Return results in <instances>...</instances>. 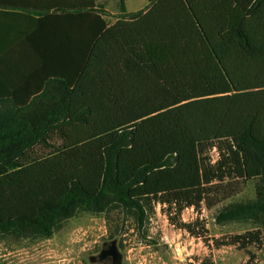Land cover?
Listing matches in <instances>:
<instances>
[{
	"label": "trees",
	"instance_id": "16d2710c",
	"mask_svg": "<svg viewBox=\"0 0 264 264\" xmlns=\"http://www.w3.org/2000/svg\"><path fill=\"white\" fill-rule=\"evenodd\" d=\"M118 3L109 24L95 0H0L30 19L16 47L0 27V232L50 237L78 210L142 224L158 204L208 241L183 210L247 179L255 199L216 221L264 224V0ZM212 240L247 250L264 235Z\"/></svg>",
	"mask_w": 264,
	"mask_h": 264
},
{
	"label": "rangeland",
	"instance_id": "374dc122",
	"mask_svg": "<svg viewBox=\"0 0 264 264\" xmlns=\"http://www.w3.org/2000/svg\"><path fill=\"white\" fill-rule=\"evenodd\" d=\"M151 0H128L130 4H143ZM108 23L118 17V0H100ZM135 7V6H134ZM134 9V8H132ZM214 160L215 149L210 151ZM225 184V183H223ZM255 179L236 180L224 186L223 195L212 197L210 205L202 203L200 213L185 208L182 220L190 222L196 217L205 221L208 241L190 235L168 222L156 204L147 213L142 224L137 215L122 208L104 213L78 210L65 220L50 237L18 236L11 231L0 232V262L2 264H198L211 257L215 264H264V243L247 250L235 245L212 246V238L260 228L264 224L251 220L234 219L217 223L216 216L234 202H248L256 197ZM115 242L120 258L116 262L102 259L101 252ZM251 252V253H249ZM253 254L254 257L251 256Z\"/></svg>",
	"mask_w": 264,
	"mask_h": 264
},
{
	"label": "crops",
	"instance_id": "0c3cea01",
	"mask_svg": "<svg viewBox=\"0 0 264 264\" xmlns=\"http://www.w3.org/2000/svg\"><path fill=\"white\" fill-rule=\"evenodd\" d=\"M95 2L98 6L101 3L100 0H95ZM149 3H147L146 1L145 3L139 4V5H136V4L129 5L128 0H125V8L127 12H133V11L144 8ZM20 13H23V12L17 8H8V7L0 8V27L2 28L6 27L4 28V30L8 29L10 31L9 32L10 36L7 37V39L10 41V44H12V46L14 47L20 45V40L18 37V33L20 32V30L24 31V29L27 28L26 25L30 24L29 23L30 19ZM117 18L118 17H116V19L110 22L109 24L115 22Z\"/></svg>",
	"mask_w": 264,
	"mask_h": 264
},
{
	"label": "water",
	"instance_id": "95a60500",
	"mask_svg": "<svg viewBox=\"0 0 264 264\" xmlns=\"http://www.w3.org/2000/svg\"><path fill=\"white\" fill-rule=\"evenodd\" d=\"M102 259H110L112 262H116L119 260L120 255L116 249L115 242H111L106 248H104L101 252Z\"/></svg>",
	"mask_w": 264,
	"mask_h": 264
}]
</instances>
